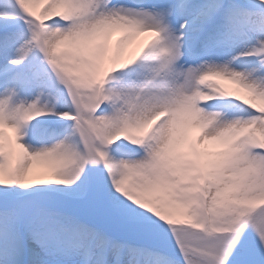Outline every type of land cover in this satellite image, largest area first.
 <instances>
[{
    "label": "snow or ice",
    "instance_id": "6c2138e0",
    "mask_svg": "<svg viewBox=\"0 0 264 264\" xmlns=\"http://www.w3.org/2000/svg\"><path fill=\"white\" fill-rule=\"evenodd\" d=\"M0 264H264V0H0Z\"/></svg>",
    "mask_w": 264,
    "mask_h": 264
},
{
    "label": "bare ground",
    "instance_id": "6f19581e",
    "mask_svg": "<svg viewBox=\"0 0 264 264\" xmlns=\"http://www.w3.org/2000/svg\"><path fill=\"white\" fill-rule=\"evenodd\" d=\"M142 38V37H141ZM141 38H137L138 40L141 39ZM143 40V39H142ZM116 41V40H115Z\"/></svg>",
    "mask_w": 264,
    "mask_h": 264
}]
</instances>
